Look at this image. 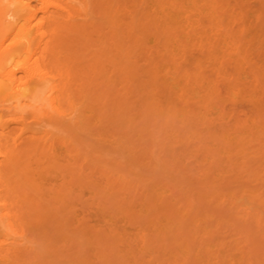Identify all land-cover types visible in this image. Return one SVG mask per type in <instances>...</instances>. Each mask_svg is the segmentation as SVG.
<instances>
[{"label":"bare ground","instance_id":"obj_1","mask_svg":"<svg viewBox=\"0 0 264 264\" xmlns=\"http://www.w3.org/2000/svg\"><path fill=\"white\" fill-rule=\"evenodd\" d=\"M22 180L42 264H264V0H0L4 237Z\"/></svg>","mask_w":264,"mask_h":264},{"label":"rangeland","instance_id":"obj_2","mask_svg":"<svg viewBox=\"0 0 264 264\" xmlns=\"http://www.w3.org/2000/svg\"><path fill=\"white\" fill-rule=\"evenodd\" d=\"M231 104L233 103H230L228 106V103H225L224 104L225 109H228V107L232 106ZM245 106L247 107L246 103L244 102L240 101V103H237L236 108L238 107L237 108L239 110L238 113L239 112L241 113L240 109L243 108L244 110ZM232 107L235 108V105L233 104ZM237 109H235L234 111H236ZM11 127L19 129L20 125L17 124L16 122H11ZM17 132L19 131L17 130ZM193 158L191 159V161H189L191 167H193L194 165L197 166L196 165L197 163L196 164L194 163L195 159L194 162L192 161ZM23 182L24 181L22 180L19 183H15L14 185L10 184L12 187L18 190L15 193L16 200H17V196H21L22 194H24V192H25L24 194L25 197L23 202H21V198H18V201L16 203L17 206L15 209L13 207L10 208L12 213V220L14 221V225H15L13 232L10 233V235L7 237H4L2 236L3 234H0V240H5V243L10 248L7 252L0 253V264H3L2 260L4 257H6L7 259L5 264H42L39 262L40 261L39 249H40V244L44 242L43 239H45V237L42 234V229L39 224L40 223L39 220L41 217L40 215L43 212L42 207L39 204L40 197L37 196L35 191H33L32 189H28L29 187L24 185ZM86 200H88V194L87 191H84L82 196V201H86ZM89 212L84 213L85 214L84 219L87 223H89V224L86 223L87 225H92V224L94 225V219L96 221L95 218L96 216L93 211L90 210ZM79 214L83 216V213H81V211L79 212ZM120 225L122 224L120 223ZM127 226L128 225L125 224L126 228H128ZM123 227H124V223L123 226H121V228Z\"/></svg>","mask_w":264,"mask_h":264}]
</instances>
